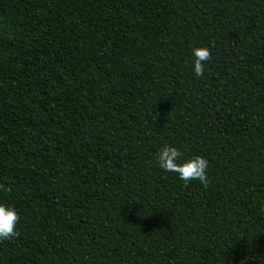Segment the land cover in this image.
<instances>
[{
  "label": "trees",
  "instance_id": "trees-1",
  "mask_svg": "<svg viewBox=\"0 0 264 264\" xmlns=\"http://www.w3.org/2000/svg\"><path fill=\"white\" fill-rule=\"evenodd\" d=\"M0 184V264H264V0H0Z\"/></svg>",
  "mask_w": 264,
  "mask_h": 264
},
{
  "label": "clouds",
  "instance_id": "clouds-1",
  "mask_svg": "<svg viewBox=\"0 0 264 264\" xmlns=\"http://www.w3.org/2000/svg\"><path fill=\"white\" fill-rule=\"evenodd\" d=\"M194 72L196 76L202 77L205 71V64L212 59L211 51L207 47L193 48ZM182 156L181 151L172 145L163 147L157 153V162L165 172L178 174L179 179L186 184L193 180H198L202 185L207 186L210 180L207 176L209 162L204 157L195 156L180 163ZM0 189L10 191V187H5L0 184ZM20 221V216L15 208L3 203H0V241L10 240L18 237L17 225Z\"/></svg>",
  "mask_w": 264,
  "mask_h": 264
}]
</instances>
